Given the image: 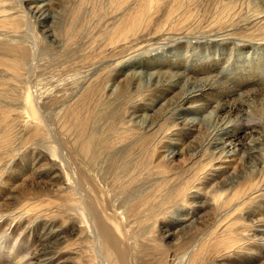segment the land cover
Returning a JSON list of instances; mask_svg holds the SVG:
<instances>
[{
	"label": "bare ground",
	"instance_id": "1",
	"mask_svg": "<svg viewBox=\"0 0 264 264\" xmlns=\"http://www.w3.org/2000/svg\"><path fill=\"white\" fill-rule=\"evenodd\" d=\"M59 1L62 0H18L15 2L19 13L14 11L16 6L6 4L13 1L0 0V39H4V44L0 43V98L6 104L8 98L14 101L10 107L0 102V107L3 106L0 113L6 114L4 120L10 119L12 113H20L22 117L20 123L11 118L10 128L3 129V141L0 138V185L6 171V167L2 168L1 154L10 156L7 165L14 160L10 154L14 137L9 138L13 128H29L32 133L30 140L36 139L35 145L40 147H34L37 152L33 151L32 167L35 168L27 184L32 187L39 185L40 189L37 192L38 188L25 190L27 186H24V194L15 199L32 200V208L19 206L17 202L4 204L3 209L0 207V226L9 221L3 233L14 232L18 222L27 224L14 237H22L23 242L16 246V257L11 254L15 258L9 264H69L70 255L66 256V252L77 257V264H98V258L102 257L109 264H139L132 252L131 216L140 213L141 207L146 208V197L151 198L155 192L161 193L167 203L174 204L176 212L183 213L174 217L178 228L186 229L198 223L197 219L203 218V212L210 213V231L205 241L210 239L212 243L213 239V253L229 248L233 252L242 247L239 245L242 240H246L251 246L247 249L255 254L252 256L254 261L261 260L264 257V218H261L262 201L259 199L264 197V80L259 81L258 72V78L252 72L242 73L240 67L241 73L231 72L233 67L228 61L227 66H217L218 62L211 61L214 57L211 59L209 56L223 49L216 48L215 51L212 47L211 50L210 40L211 46L207 43L208 46L203 47L209 60L194 63L196 68L190 70L186 61L177 59L174 52L182 44L186 45L183 50L186 48L187 53L194 47H190L189 42L183 43L179 37L163 38V28L171 26L170 17L176 11L180 13L181 0L162 12L164 20H151L154 1L146 0V7L135 18L136 28L126 26L118 29L117 35L108 41L110 48L116 49L113 43L117 40L121 50L136 51L135 55L122 60V65L132 71L119 74V84L124 81L121 88L117 85L102 88L97 75L93 76L98 70L94 62H83L80 69H90L80 71L77 68L76 73L67 77L51 75L45 72L47 65L41 61L46 55L45 39L56 42L55 34L48 33L50 29L45 25L62 21L61 13H50L51 6ZM130 3L131 0H119L117 9ZM113 13H110L113 15L110 18L115 19ZM19 17L23 20H14ZM97 22L89 25L90 29L85 28L87 36L99 28ZM22 24L31 29L27 28L26 32ZM248 29V33L241 32V35L228 38L257 43L264 51V21L253 23ZM178 33L187 36L185 29H179ZM13 37L22 40H10L8 43L7 38ZM143 41L146 45L139 47ZM169 44L174 46L169 47ZM64 47H67V40ZM155 48H159V52ZM144 50L146 58L133 62ZM236 50L238 48H231L229 57H234ZM137 64L139 67L135 66ZM141 64L146 65V69L140 67ZM141 69L145 73H141ZM198 74L203 76L198 77ZM228 77L244 89L230 87L226 83ZM143 78H146V86L141 93ZM130 90L135 93L134 97ZM136 95L138 99H134ZM107 102L119 106L118 112L115 110L116 115L113 112L114 126L109 127L110 130L98 127L102 113L104 116L99 103ZM158 104L161 106L156 108ZM50 116L57 120V131L53 130L55 125L49 127ZM246 118L248 120L244 122ZM116 123L119 125L115 126ZM162 142L167 143L164 148ZM185 146L189 148L190 157L184 163L186 170H181L183 175L181 173L168 180L155 179L146 185V164L152 163L155 156L153 160L160 165H169L176 155L184 152ZM204 157L208 159L207 164H193L194 160L200 161ZM191 170L197 172L190 175ZM206 171L211 174H205ZM197 175L198 182L194 185L192 179ZM217 179H220L219 183H216ZM45 183L58 196H53L47 188L42 189ZM210 183L213 184L205 191ZM41 207H44L43 211ZM241 221L245 222L240 225ZM37 222L42 223L41 231L36 235L31 230ZM239 225L243 230L252 229V234L241 235L242 238L237 237L239 234L229 236L230 230ZM68 237L74 238L70 248L65 244ZM200 245L195 246L199 248ZM253 246L260 249L258 253ZM201 249L204 247L196 252L191 248L192 251L184 255L189 257L190 264H204L208 257L205 258L207 254L204 256ZM225 254L221 252L218 255L217 264H225L219 261L224 260ZM162 264L169 262L166 260Z\"/></svg>",
	"mask_w": 264,
	"mask_h": 264
},
{
	"label": "rangeland",
	"instance_id": "2",
	"mask_svg": "<svg viewBox=\"0 0 264 264\" xmlns=\"http://www.w3.org/2000/svg\"><path fill=\"white\" fill-rule=\"evenodd\" d=\"M11 1L13 2H7L6 4L16 6L14 7V11L20 10L17 7L18 5L16 4L18 0H11ZM113 1L114 0H62V1L57 2V4H53V7L51 6V8L53 9L52 11H50V13H54V12L61 13L62 17L60 18H62V21L59 22L58 24L45 25L46 28L48 27V29H50L48 30L49 31L48 33L53 32L55 34L54 40L56 41V42H53V41L50 42L47 38L45 39L46 55L43 57V60L41 61V63H44L45 65H47V69L45 72H49L51 75L55 74L57 77L63 76V75L64 77L65 76L67 77L68 75L76 73L77 68L80 69V66L83 65L82 64L83 62L85 64H93L94 62V66L95 68H98V70L94 72L95 75L93 74V76L97 75L98 82L101 84L102 88L104 87L108 88L112 86L114 87L115 85L121 88L123 86L124 81L119 84L120 82L119 77H121L119 74H121L122 71L125 74L126 72H130L132 70L128 66L127 67L123 66L122 60L123 59L125 60V58H127L128 55L129 56L135 55L136 51H133L127 48H125L124 50H121L120 43L117 42V40L115 43H113L116 49L110 48L111 46L108 45V41H110L117 35L116 32L118 29H124L126 28V26L136 28L135 18H137L139 14H141V10L146 7V0H131L132 3L120 7L119 10L117 9V4H116L117 1L119 0H117L116 2L114 1L115 4ZM123 1H128V0H123ZM153 1H154V6L151 11V20H156V18L160 20H164L161 17L162 12L167 9L172 8V5L177 0H153ZM181 2H182V5L180 8V13L176 11L175 14L172 15L170 19L168 20L169 25L171 26L163 28V30H165L163 32V38L169 39V37H174V38L179 37L180 39L183 40L182 41L183 43L189 42V44L191 45L190 47H194V49L190 50L191 52L189 51V53H187L185 50L186 48L183 50V48L186 45L182 44L181 45L182 50L181 48L175 49L176 51L174 53L178 55L177 59L179 58L180 60H182L183 58L186 61V64L190 68V70L193 68L195 69L196 64L194 63L196 62L201 63L200 61L209 60V58H207L208 55L206 51L204 50V48L211 44L212 45V46L210 45L211 50H212V47H213V50L215 51H216V48L218 50L219 49H223L224 51L226 50L225 52L223 50H219V52H215L216 54L214 53L211 56H209L211 57V59L214 57L211 61L215 60L216 62H218L217 66H220V65L227 66L226 61H228L229 63H231L230 66L233 67L232 70H230L231 72L238 71L239 73L241 71L242 73H246V74H248V72L249 74L252 72V75L254 76H256V73L258 72L257 75H259V77L261 78H258L257 76L256 77L259 79V81L260 79L264 80V57H262V55L264 56V51L259 49L258 47L259 44L257 45V43L255 44L251 41H246V40L238 41V39L236 38L234 39L228 38L230 36H236L239 34L241 35L242 34L241 32L248 33L249 32L248 28L253 23H258V22L260 23L264 21V3H262L261 0H181ZM112 5L115 6L116 8L113 7ZM18 12L21 13L20 11ZM111 12L115 13L114 15L115 19H112L113 15L112 14L110 15ZM111 16L112 18H110ZM14 20L22 21L23 17H19ZM94 21L95 22L98 21L97 22L99 26V28L97 29L98 31L96 30L94 34L87 36L85 34V28L87 27L89 28L90 27L89 25L94 23ZM105 24L106 25L108 24L107 25L108 27L107 26L104 27ZM22 27H23V30H27V28L28 30L31 29L30 26H29L30 28L25 25H23ZM153 28H155V26ZM181 28L185 29V31L187 32V36H184L183 34L178 33L179 29ZM28 30L26 32H28ZM151 33H154V32L151 30ZM205 34H210L212 36H208ZM147 39H148V36H147V31H146V40ZM10 40H15V41L20 42L22 39L15 38V37L7 38L8 43ZM66 40H67V47H64V42ZM209 40L211 41L210 44L208 42ZM3 41L4 39H0L1 44H4ZM60 43H61V46H60ZM142 43L144 44L139 45V47H143L144 45H146L145 41H143ZM171 45L173 44H169V47ZM216 45H220L222 48ZM245 45L248 46L245 48L247 50L245 49L242 50L241 48L245 47ZM157 46L158 45L154 47H157ZM231 48H238V50L234 52V55H235L234 57H229ZM155 50H158L157 52H159V48H155ZM141 51H138V53ZM222 51L224 54L222 53ZM150 52H154V50H151ZM220 52L221 54H219ZM259 53H261L262 55ZM145 54H146L145 50L141 53V55L139 53L138 54L139 56H142V55L143 56L142 57L138 56L136 59H134L133 62L139 61L140 59L142 61L144 58H146ZM186 57L187 59H185ZM219 61L222 62L223 64L222 63L220 64ZM251 64L253 66L254 64L255 65L259 64V65L255 66L257 68L256 69L255 67H252ZM141 65L140 67H145L146 69V65L144 64H141ZM135 66L139 67L138 64ZM238 67H240V71ZM82 68H81L82 70L80 69V71H83V70L85 71V69L87 70L88 68L90 69V67H82ZM142 71L143 70L141 69L140 72L145 73V70L143 72ZM200 72H204V70ZM224 73L225 74L227 73L226 70ZM82 75H84V73ZM202 76L203 75L198 74V77H202ZM88 77H90V74L89 76H87V78ZM228 78H227L226 83H228L230 87L232 86V88L235 90H237V88L239 90L244 89L243 87L241 88V86H239L238 83L232 81L231 78L229 79ZM143 79L145 82L144 81L141 82L143 85V87L140 89L141 93H143L142 91L145 90L144 85L146 86V78H143ZM110 83L111 85H109ZM133 88L134 87H131L132 91H134ZM132 91H131V93L133 94L132 97H134L135 93ZM138 98L139 96L136 95L134 99H138ZM144 101L146 103V96H145ZM0 102L1 104H5L4 106L8 104L7 107H10V105L12 106L14 103V101L11 100L10 98H8L7 104L3 98H0ZM107 103H110V102H107ZM107 103L105 104L99 103V106H98L102 110H104V116L102 113V119L104 120L99 119L100 125H98V127L103 128L104 126L103 129L105 130L106 128L109 129V127L114 126V124L112 123L113 122V118H112L113 112L116 115V112H118L119 110V106L115 105V103H110V104H107ZM160 104H158L156 108L160 107L161 106ZM55 108L57 109L56 106L54 107V109ZM5 115L6 114H3V112L2 114L0 113V138L2 139V141H3V138L1 136L3 135V129L5 127L10 128L9 123L12 122L11 118L15 120L14 122L22 121V117L19 116L20 113H17L16 114L17 116L14 113H12V116L10 119L8 118L4 120ZM247 120L248 118L243 119L244 122H247ZM99 121H98V124H99ZM108 121L111 125L108 123ZM48 123L50 124L49 127H52L53 125H55L53 126L54 128L53 130L57 131L55 128L57 125L56 124L57 120L55 118L53 119L52 116H50ZM118 125L119 123L115 124V126H118ZM31 135L32 133L29 130V128L27 130L26 127L19 128L18 126H16L15 128H13V130L11 131L9 135V138L14 137V140L12 141L13 144L11 145L12 148L10 147L11 148L10 154H11V157H14V160H12V162L9 165H7L6 161H8L10 156L5 155V153L1 154V157H2L1 159L3 160L2 168L6 167L4 169L6 171L3 174L2 184L0 185V207L2 209L4 208L2 206L4 204H8L9 202H11V204H14L17 202L19 206H22V207L26 206L28 208H32V204H31L32 200H29V201L28 200H16L15 201V199L20 198L21 195L24 194L23 188L24 186H27L30 178L33 176L35 166L32 167L33 166L32 160L35 159L34 153L37 152L36 149L37 148L40 149L39 146L35 145L36 139L30 140ZM165 143L162 142L161 144L163 148L167 145V143L166 145ZM34 147L36 149H34ZM259 148H263V147L260 146ZM188 149L189 148H186L185 146V149L183 150L184 152L176 155V157L174 158V161L171 162V164L169 165H160L156 160H153L155 157L154 156L152 159V163L146 164V168H147L146 185H150L153 181H155V179L168 180L171 177L175 178L176 175L182 173L181 170H186L184 167V163L188 162L187 159H189L188 157H190V152H187ZM194 161H193L194 165H198L199 162L200 164L203 165V164H207L208 159L204 157V158H200V161L197 159ZM161 167H163L165 171ZM189 172H190V175H192L193 173L197 172V170H191ZM207 172L208 171H206L205 174H211ZM201 174L202 173H200V175ZM198 177L199 176L197 175L195 179H192L193 180L192 184L195 185L198 182ZM219 182H220V179H217L216 183H219ZM46 184L47 183L42 185V189L47 188L46 190H49L50 186H48L49 184L47 185ZM212 184L213 183L208 184L205 188V191L209 189V186H211ZM31 188H38L36 190L37 192L39 191L40 186L33 185L32 187L28 185L25 188V190L31 189ZM53 192H51L53 196H58V195H55L56 193L54 190ZM162 196L163 195L161 193L159 194L158 192H155V194L151 198L146 197V208L141 207L139 209L140 213L136 214L134 217L131 216L132 222L130 223V226H129V234L131 236V243L133 245L132 252L134 253L136 262H139V264H160V263L162 264L164 261L167 260L169 264H190L192 262L188 261L189 257L188 256L185 257L184 255L186 254L188 255V253H190L192 250L196 252L202 246L204 247V249H201L203 250L202 253L204 254V256L206 254L207 255L209 254L208 256L206 255L205 258L207 257L208 258L205 259L204 264H217L218 263L217 257L219 254H221V252L226 253L225 254L226 257L224 258V260H219V261H224L225 264H264V257L261 260L254 261L255 259L252 256L255 257V254H253L251 250L247 249L248 247H251V246H248V243H247L248 241L246 240H242L239 244L242 246L241 248L246 247V249H241V248L234 249V251L232 252L231 251L232 248H229V249L221 250L217 254H215V252L213 253L212 251L213 248H211L212 247L211 244L214 242L213 239H212V243L210 239L208 241H205V239L207 240L208 238L207 234L210 231L209 230V223L211 220L210 213H208V211L203 212L202 214L203 218L197 219L198 223L189 225L188 227H186V229L178 228L179 227L178 221H176L174 217L179 216L180 213L182 215L183 213L176 212L175 211L176 206L172 203H167V201H164L165 199H163ZM27 198H31V197L27 196ZM259 200L262 201V203L260 202V205H261L260 208L263 211L262 212L263 215H261V218H264V203H263L264 197H261ZM41 209L43 211L44 207H41ZM191 214L192 212L188 214V216H191ZM8 222L9 221L4 222L5 223L4 225L6 226L2 225V223L0 226V262L1 264L3 263L9 264L13 262L14 260L13 255L15 254V257H16V254L18 251L17 250L18 248L16 246L23 242L21 241L22 237L17 238V239H15L14 237L17 236L19 231L20 232L23 231L21 230L22 228L27 226L25 221H21V222H18L17 226L14 228V232H11L13 234L3 233V231L7 230L6 228H7ZM243 222L245 221H241L240 225ZM37 223L38 224H36L35 226H32L33 229L31 231L34 232L32 234L37 235L41 231L40 223L42 222H37ZM155 223H156V227H155ZM246 224L248 225L249 223H246ZM240 225L238 226V228H232L230 230L229 236L239 234L237 236L239 238L241 237V235L249 236L252 234V231H253L252 229L247 228L246 230H243L240 228ZM164 235H166L167 237H164ZM200 238L204 240L201 241ZM73 240L74 238L68 237L67 243H65L68 245L66 246L70 248L71 246H69V244ZM204 241L207 243H204ZM195 245L197 246L200 245V247L198 248ZM205 245H208V246L205 247ZM142 248H143V253L142 252L140 253V250ZM191 248L192 250H190ZM252 248L258 253L259 248L254 247V246ZM8 252L10 253L8 254ZM65 255L66 256L70 255L69 256L70 258L68 259L69 264H77L78 259L75 255L71 254L70 252H66ZM183 258H184V261H183ZM98 260H97L98 264H109V261H107L106 259H103V257L102 259L98 258ZM194 262L195 261H193V263ZM196 263L197 262H195L194 264Z\"/></svg>",
	"mask_w": 264,
	"mask_h": 264
}]
</instances>
